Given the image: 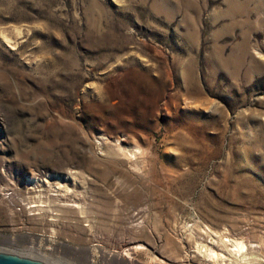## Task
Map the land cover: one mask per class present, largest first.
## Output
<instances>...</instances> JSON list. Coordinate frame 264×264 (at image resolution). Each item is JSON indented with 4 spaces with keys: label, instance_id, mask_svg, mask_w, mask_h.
<instances>
[{
    "label": "rangeland",
    "instance_id": "obj_1",
    "mask_svg": "<svg viewBox=\"0 0 264 264\" xmlns=\"http://www.w3.org/2000/svg\"><path fill=\"white\" fill-rule=\"evenodd\" d=\"M0 252L264 264V0H0Z\"/></svg>",
    "mask_w": 264,
    "mask_h": 264
},
{
    "label": "water",
    "instance_id": "obj_2",
    "mask_svg": "<svg viewBox=\"0 0 264 264\" xmlns=\"http://www.w3.org/2000/svg\"><path fill=\"white\" fill-rule=\"evenodd\" d=\"M0 264H46V263L31 258L21 257L16 254L0 252Z\"/></svg>",
    "mask_w": 264,
    "mask_h": 264
},
{
    "label": "bare ground",
    "instance_id": "obj_3",
    "mask_svg": "<svg viewBox=\"0 0 264 264\" xmlns=\"http://www.w3.org/2000/svg\"><path fill=\"white\" fill-rule=\"evenodd\" d=\"M130 155V154H129ZM243 244V243H242ZM237 246V245H236ZM243 248H244V246L243 245H240V247H239V249H238V251L240 250V253H241V251L242 252H244L243 251ZM234 250V249H233ZM210 251V254H212L215 258H217V254L215 253V251L213 252L212 250H209ZM237 251V250H236ZM238 251H237V253H238ZM235 252V251H234ZM246 252V251H245ZM236 253V254H237ZM240 253H238V254H240ZM211 256V255H210ZM241 256V255H240ZM242 257V256H241Z\"/></svg>",
    "mask_w": 264,
    "mask_h": 264
}]
</instances>
